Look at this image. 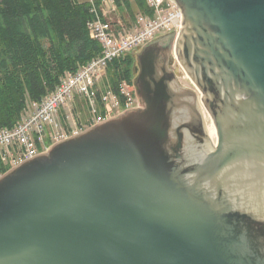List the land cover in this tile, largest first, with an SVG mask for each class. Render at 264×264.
<instances>
[{"label": "water", "instance_id": "obj_1", "mask_svg": "<svg viewBox=\"0 0 264 264\" xmlns=\"http://www.w3.org/2000/svg\"><path fill=\"white\" fill-rule=\"evenodd\" d=\"M172 1L136 106L0 175V264H264V0Z\"/></svg>", "mask_w": 264, "mask_h": 264}, {"label": "trees", "instance_id": "obj_2", "mask_svg": "<svg viewBox=\"0 0 264 264\" xmlns=\"http://www.w3.org/2000/svg\"><path fill=\"white\" fill-rule=\"evenodd\" d=\"M102 1L94 0L99 12ZM113 1L129 19L120 18L122 26L111 23L116 30L135 26L138 16L153 15L145 0ZM93 19L88 0H0V129L15 127L31 103L42 102L63 77L101 54L100 43L87 29ZM134 63L133 54H125L106 67L108 87L103 91H110L122 109L128 103L122 87L133 85ZM103 91L97 90L95 98L101 117L106 114ZM62 122L66 125L64 118ZM10 167L0 162V175Z\"/></svg>", "mask_w": 264, "mask_h": 264}, {"label": "built area", "instance_id": "obj_3", "mask_svg": "<svg viewBox=\"0 0 264 264\" xmlns=\"http://www.w3.org/2000/svg\"><path fill=\"white\" fill-rule=\"evenodd\" d=\"M92 5L94 19L87 23V29L92 39L101 45V54L87 64L81 66L75 73L63 77L53 93L40 103H31L32 109L12 129H0V162L14 166L40 152H45L50 145L60 139L59 133L50 134L48 125L57 122L54 115L59 108L76 94L85 99L92 110L93 123H99L110 117V110H115L118 102L115 96L107 91L102 96L106 114L96 115V78L104 75L106 67L113 59L125 54H133L162 33L175 32L178 36L182 27V14L172 0H145L146 5L153 9L152 17L139 16L136 25L131 28L116 30L106 19V10L97 11L94 0H88ZM113 0H103V2ZM107 17V16H106ZM124 92V87H122ZM126 94V93H125ZM108 98H112L111 103ZM130 97H128L129 103ZM127 103V104H128ZM48 123V124H47ZM47 125V126H46Z\"/></svg>", "mask_w": 264, "mask_h": 264}, {"label": "rangeland", "instance_id": "obj_4", "mask_svg": "<svg viewBox=\"0 0 264 264\" xmlns=\"http://www.w3.org/2000/svg\"><path fill=\"white\" fill-rule=\"evenodd\" d=\"M114 2V1H113ZM100 7H102V10H106V20L110 23L118 22L119 26H122V24L119 22L120 18L127 21L129 23L128 15L127 13L120 11L115 3H112L110 1L101 2ZM136 11V10H135ZM122 15V16H121ZM115 28V26L113 25ZM167 35V33H162L159 37H163ZM177 36H174V40ZM156 39V38H155ZM136 50L135 53H133V57L138 55L140 52ZM137 53V54H136ZM173 61L177 62L178 59L173 53ZM134 68H137L136 66V59L134 58ZM135 73V74H134ZM133 85L131 87H124V92L127 94L128 97H130L129 103L125 108H121L118 106H115V110H110V117L118 116L120 113L125 112L126 110L133 109L136 106V103L138 101V96L134 87V81L137 76L136 70L134 69L133 72ZM106 74H102L101 76L96 78V91H103L104 89H107L108 85L106 82ZM182 84L188 88L193 89L194 91H198V89L194 86L193 82L190 80H182ZM105 91V90H104ZM104 91L102 93H104ZM201 95V94H200ZM108 100L113 103L112 98H108ZM85 99L81 96L76 94L74 97H71L67 99V101L59 108L57 113L54 115V119L57 122V126L55 127V124L51 123L48 125V132L50 134L59 133L58 139H63L64 137H69L75 133L81 132L85 130L88 127L89 121L94 118L93 112L91 109L87 108L88 106L84 102ZM34 107L31 106V108L28 106L26 111L24 112V115L30 111H32ZM64 118L66 125L63 124L62 119ZM48 124V123H47ZM47 126V125H46ZM70 129V130H69ZM70 131V133L68 132ZM71 134V135H70Z\"/></svg>", "mask_w": 264, "mask_h": 264}, {"label": "flooded vegetation", "instance_id": "obj_5", "mask_svg": "<svg viewBox=\"0 0 264 264\" xmlns=\"http://www.w3.org/2000/svg\"><path fill=\"white\" fill-rule=\"evenodd\" d=\"M140 51H141V50H139L138 52H140ZM138 52H137V53H138ZM137 53H136V54H137ZM168 66H169V64H168ZM134 69L136 70V73H137V75H138V73H139V69H138V68H134ZM173 73H174V72H173ZM134 74H135V73H134ZM174 74H175V73H174ZM136 77H137V76H136ZM135 79H136V78H135ZM134 86H135V84H134ZM136 91H137V88H136ZM140 103H141V102H140ZM140 106H141V105H140Z\"/></svg>", "mask_w": 264, "mask_h": 264}, {"label": "bare ground", "instance_id": "obj_6", "mask_svg": "<svg viewBox=\"0 0 264 264\" xmlns=\"http://www.w3.org/2000/svg\"><path fill=\"white\" fill-rule=\"evenodd\" d=\"M201 94V93H200Z\"/></svg>", "mask_w": 264, "mask_h": 264}]
</instances>
